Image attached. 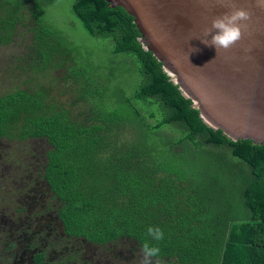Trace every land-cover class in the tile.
Returning <instances> with one entry per match:
<instances>
[{
    "label": "trees",
    "instance_id": "obj_1",
    "mask_svg": "<svg viewBox=\"0 0 264 264\" xmlns=\"http://www.w3.org/2000/svg\"><path fill=\"white\" fill-rule=\"evenodd\" d=\"M60 1L0 0V48L26 42L9 61L12 87L0 94V146L47 144L37 156L67 233L129 244L141 260L147 240L161 249L153 264H264V145L209 128L123 8L66 0L83 30L136 75L129 92L106 80L49 20ZM59 71L68 102L53 94ZM149 226L164 240L147 236Z\"/></svg>",
    "mask_w": 264,
    "mask_h": 264
},
{
    "label": "water",
    "instance_id": "obj_2",
    "mask_svg": "<svg viewBox=\"0 0 264 264\" xmlns=\"http://www.w3.org/2000/svg\"><path fill=\"white\" fill-rule=\"evenodd\" d=\"M107 2L134 18L144 50L153 54L209 128L234 142L264 145V9L256 0H234L252 16L242 40L218 53L198 38L215 16L231 10L224 0Z\"/></svg>",
    "mask_w": 264,
    "mask_h": 264
},
{
    "label": "flooded vegetation",
    "instance_id": "obj_3",
    "mask_svg": "<svg viewBox=\"0 0 264 264\" xmlns=\"http://www.w3.org/2000/svg\"><path fill=\"white\" fill-rule=\"evenodd\" d=\"M45 150L12 161L0 155V264H141L140 252L121 253L125 243L104 247L67 233L43 179L37 155Z\"/></svg>",
    "mask_w": 264,
    "mask_h": 264
},
{
    "label": "rangeland",
    "instance_id": "obj_4",
    "mask_svg": "<svg viewBox=\"0 0 264 264\" xmlns=\"http://www.w3.org/2000/svg\"><path fill=\"white\" fill-rule=\"evenodd\" d=\"M71 5L69 1H60L58 4L52 6L48 10L49 20L58 28L62 29L68 38L81 47L83 50L82 55L89 59L88 61L94 67H101L102 77L109 80L110 76L116 77L115 84L122 88L124 91L129 92L135 83L136 75L135 71L130 63L125 61L124 55H114L112 48L106 41L95 39L89 36L82 28L80 22L72 14ZM26 43L19 37L16 45L5 46L0 48V94L7 92L12 84V73H8L10 58L15 55L24 52L25 49L19 46V43ZM18 55V56H19ZM62 72L59 71L54 74L57 77V84L53 86V94L57 95L64 102L71 100L72 93L64 91V87L68 86L65 79L62 78ZM60 90L64 93L60 96ZM4 154H8V158L17 159L18 156H23L26 152L32 149H36V152H42L41 150L47 147V144L42 141H31L27 144H19L16 142H2L1 146ZM0 152V154H1ZM19 159V158H18ZM8 173V172H7ZM120 249L121 253H128L129 244H123ZM110 257L102 259V263L109 261ZM143 261V260H142ZM142 261H137L142 264ZM133 264H136L135 262Z\"/></svg>",
    "mask_w": 264,
    "mask_h": 264
},
{
    "label": "clouds",
    "instance_id": "obj_5",
    "mask_svg": "<svg viewBox=\"0 0 264 264\" xmlns=\"http://www.w3.org/2000/svg\"><path fill=\"white\" fill-rule=\"evenodd\" d=\"M224 4L231 10L215 16L211 27L203 29V38H198L205 46L214 47L216 53L220 50L228 51L242 40L248 26L247 22L252 16L249 8L237 6L234 0H224ZM256 6L264 9V0H256ZM195 51L199 49L192 48V52ZM146 235L157 242L165 238L163 230L158 226H149ZM141 252L143 254L142 264H153V258L160 256L161 249L146 240L141 244ZM155 264H162V261L157 259Z\"/></svg>",
    "mask_w": 264,
    "mask_h": 264
}]
</instances>
